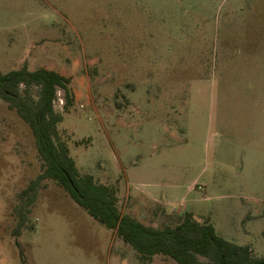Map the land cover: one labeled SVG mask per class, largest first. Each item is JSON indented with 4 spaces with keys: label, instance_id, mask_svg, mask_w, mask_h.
<instances>
[{
    "label": "rangeland",
    "instance_id": "374dc122",
    "mask_svg": "<svg viewBox=\"0 0 264 264\" xmlns=\"http://www.w3.org/2000/svg\"><path fill=\"white\" fill-rule=\"evenodd\" d=\"M25 65L71 78L62 137L122 212L158 225L190 209L264 257V0H0V71ZM42 170L0 98V264H143L54 180L16 233Z\"/></svg>",
    "mask_w": 264,
    "mask_h": 264
},
{
    "label": "trees",
    "instance_id": "16d2710c",
    "mask_svg": "<svg viewBox=\"0 0 264 264\" xmlns=\"http://www.w3.org/2000/svg\"><path fill=\"white\" fill-rule=\"evenodd\" d=\"M63 92L64 110L75 101L71 78L54 69L28 66L0 71V98L30 125L35 136L42 172L21 194L17 207L21 233L32 205L36 202L44 181L54 180L95 220L116 231L138 253L143 264H149L158 254L178 264H259L249 244H239L220 234L209 221L200 222L193 211L182 213L161 209V224H146L131 212H122L118 187L100 182L91 173H83L63 139L59 124L64 113L57 109Z\"/></svg>",
    "mask_w": 264,
    "mask_h": 264
},
{
    "label": "crops",
    "instance_id": "0c3cea01",
    "mask_svg": "<svg viewBox=\"0 0 264 264\" xmlns=\"http://www.w3.org/2000/svg\"><path fill=\"white\" fill-rule=\"evenodd\" d=\"M173 189L175 190V186H173ZM190 189L192 190V189H194V186L193 185H191L190 186ZM142 194H144V193H142ZM145 195L147 196V197H149V198H152V199H154V200H157V201H160V202H162V203H166L167 204V202H166V200H162V199H160V198H158V196L157 195H155V194H153V193H145ZM169 203V202H168ZM190 210V209H189ZM191 211H193V210H191ZM195 217H197V215H196V213H195ZM198 218V217H197Z\"/></svg>",
    "mask_w": 264,
    "mask_h": 264
},
{
    "label": "water",
    "instance_id": "95a60500",
    "mask_svg": "<svg viewBox=\"0 0 264 264\" xmlns=\"http://www.w3.org/2000/svg\"><path fill=\"white\" fill-rule=\"evenodd\" d=\"M259 264H264V262H261V263H259Z\"/></svg>",
    "mask_w": 264,
    "mask_h": 264
},
{
    "label": "built area",
    "instance_id": "2783aa9c",
    "mask_svg": "<svg viewBox=\"0 0 264 264\" xmlns=\"http://www.w3.org/2000/svg\"><path fill=\"white\" fill-rule=\"evenodd\" d=\"M62 100V102L64 101L63 99H61ZM176 205H178V204H176Z\"/></svg>",
    "mask_w": 264,
    "mask_h": 264
}]
</instances>
